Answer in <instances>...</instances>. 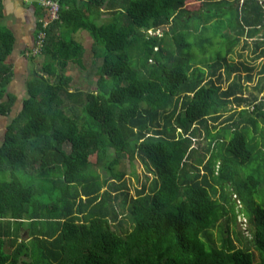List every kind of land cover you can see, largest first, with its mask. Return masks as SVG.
<instances>
[{"label": "trees", "instance_id": "trees-1", "mask_svg": "<svg viewBox=\"0 0 264 264\" xmlns=\"http://www.w3.org/2000/svg\"><path fill=\"white\" fill-rule=\"evenodd\" d=\"M55 1L60 19L38 24L43 62L0 148V264H264V61L247 97L228 60L242 38L264 40L261 1ZM1 18L0 6L8 116L16 38ZM81 32L101 62L88 91L68 75L71 63L85 68ZM216 44L197 67L195 50ZM126 158L147 173L135 196L117 169Z\"/></svg>", "mask_w": 264, "mask_h": 264}, {"label": "rangeland", "instance_id": "rangeland-1", "mask_svg": "<svg viewBox=\"0 0 264 264\" xmlns=\"http://www.w3.org/2000/svg\"><path fill=\"white\" fill-rule=\"evenodd\" d=\"M208 2H214V1H220V0H206ZM226 2L229 3V5H233L234 7L238 6H243L245 0H225ZM261 1V4L264 6V0H259ZM189 9L192 11H197L201 7V4L199 2H192L188 5ZM202 31V30H201ZM161 31H159L157 34H160ZM201 32H199L200 34ZM206 37H211L213 35L212 29L210 26L203 31ZM76 39L82 43L84 47V63H85V68L83 69L77 64L71 63L68 67V75H70L73 78V86L75 88H81L86 91L93 89L95 87V84L98 80V77L96 76V71H97V66L101 63L100 61L97 60V63H95V57H94V42L91 36L87 32H81L76 36ZM214 41V40H213ZM218 41V39H215V43ZM263 36L260 34L254 39H249L247 37H244L241 39L240 43L237 45V47L234 49V52L229 56L228 60L237 66L241 68V73L243 75V80L242 83L245 85L249 86V90L247 91V97H251L252 93H255V87L257 83L259 82L261 76H260V70H261V65L264 61L263 58L256 59L257 55L262 53L264 50V45H259L260 47L258 48L257 44L262 43ZM219 46L216 44L211 51H209L208 54L203 55L197 52L195 50L196 54V66L197 67H202L205 68L206 64L212 63L214 61V50H218ZM29 56V61L32 64L31 71L34 72L35 70H39L41 67V64L43 62V57L37 56L34 58L31 54H28ZM251 67L254 69L252 72L254 75V80L252 83H247L246 77H247V72L245 70V67ZM29 69L26 71L28 73ZM31 77H28L30 80ZM19 118V116H18ZM20 123L22 120L19 121ZM206 146L207 140L205 137V133L202 131V138H198L197 142H195L196 146ZM93 163H96L97 157L93 156L92 157ZM100 173L103 178L107 177V173L105 170L95 167ZM118 170L124 171L126 173V182L128 185V188L130 189V192L132 195H136V190L137 188H141L142 185L146 182V171L144 166L141 164L139 160H136L134 163L131 162L128 158L122 162L121 165L117 167ZM139 178V179H138ZM241 208V205H239L238 209ZM239 222L242 225L243 231L247 230V220L243 218V216H240ZM246 235L248 233L246 232ZM26 237H28L26 235ZM215 237L216 240L220 243V234L219 231H215ZM238 243V242H237ZM238 245H240L238 243Z\"/></svg>", "mask_w": 264, "mask_h": 264}, {"label": "crops", "instance_id": "crops-1", "mask_svg": "<svg viewBox=\"0 0 264 264\" xmlns=\"http://www.w3.org/2000/svg\"><path fill=\"white\" fill-rule=\"evenodd\" d=\"M44 1L49 0H0L1 24L9 28L16 38L14 52L9 59L14 75L8 87V95L14 96L16 101L10 115L0 116V148L10 126L23 110L24 101L28 97V77L32 74L28 52L35 46L38 24L46 14L42 6Z\"/></svg>", "mask_w": 264, "mask_h": 264}, {"label": "built area", "instance_id": "built-area-1", "mask_svg": "<svg viewBox=\"0 0 264 264\" xmlns=\"http://www.w3.org/2000/svg\"><path fill=\"white\" fill-rule=\"evenodd\" d=\"M42 6L45 8V17L41 20L44 28H49L52 23H55L60 19L61 5L58 1H44ZM47 34L41 32L37 38L36 44L30 53L32 56H39L42 54L43 49L46 46ZM246 220V219H245Z\"/></svg>", "mask_w": 264, "mask_h": 264}]
</instances>
